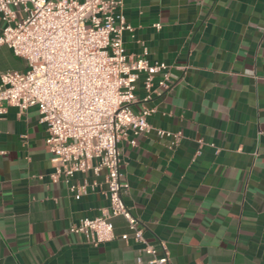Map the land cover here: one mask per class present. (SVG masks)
Here are the masks:
<instances>
[{"label":"crops","instance_id":"obj_1","mask_svg":"<svg viewBox=\"0 0 264 264\" xmlns=\"http://www.w3.org/2000/svg\"><path fill=\"white\" fill-rule=\"evenodd\" d=\"M124 14L126 53L147 50L175 75L168 90L156 77L148 100L141 78L133 108L181 133L119 142L125 200L147 241L166 244L169 264H264V0H125ZM26 68L0 45V73ZM47 136L36 106L0 117V264L146 263L143 245L122 238V216L97 246L71 231L109 206L106 170L53 181ZM84 183L76 199L71 185Z\"/></svg>","mask_w":264,"mask_h":264},{"label":"built area","instance_id":"obj_2","mask_svg":"<svg viewBox=\"0 0 264 264\" xmlns=\"http://www.w3.org/2000/svg\"><path fill=\"white\" fill-rule=\"evenodd\" d=\"M125 0H0L4 21L0 45L26 60L25 70L0 73V117L8 106L26 111L36 106L47 125L46 142L54 168L51 178L70 182L77 173L106 170L109 206L84 217L71 231L93 245L113 240V218L124 217L130 232L124 240L143 245L144 263L169 264L165 243L150 244L144 228L127 204L129 183L121 171L119 142L156 130L159 136L181 133L155 128L148 117L154 108L136 111V84L143 78L146 100L159 88H171L175 75L165 62L151 63L147 50L138 57L125 51L124 31H133L124 14ZM161 27L160 23L155 25ZM76 199L88 193L87 183L71 185Z\"/></svg>","mask_w":264,"mask_h":264}]
</instances>
